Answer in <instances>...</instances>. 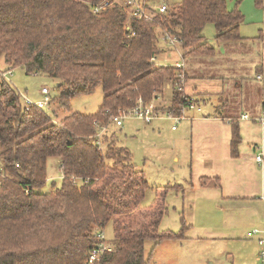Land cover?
Segmentation results:
<instances>
[{"label":"trees","instance_id":"1","mask_svg":"<svg viewBox=\"0 0 264 264\" xmlns=\"http://www.w3.org/2000/svg\"><path fill=\"white\" fill-rule=\"evenodd\" d=\"M137 1L147 17L131 16L114 0H0V57L12 70L56 79L60 111L69 114L56 120L51 100L47 107L27 104L0 72V264H86L104 242L111 251L102 264H149L148 241L155 250L186 239L184 217L178 233L160 231L168 192L183 186L159 187L145 206V171L117 144L112 119L139 100L151 106L168 86L170 104L155 110L183 117L197 103L183 90L194 71L161 64L158 56L175 39L185 60L209 59L221 46L242 40L244 17L229 10L227 0L166 3L165 14L156 10L161 0ZM209 24L216 31L212 43L203 34ZM98 88L104 97L96 113L71 110L72 99ZM235 123L233 157L241 142ZM51 159L59 161L62 178L47 190ZM109 225L114 236L103 240Z\"/></svg>","mask_w":264,"mask_h":264},{"label":"rangeland","instance_id":"2","mask_svg":"<svg viewBox=\"0 0 264 264\" xmlns=\"http://www.w3.org/2000/svg\"><path fill=\"white\" fill-rule=\"evenodd\" d=\"M161 1L170 5L181 2V0ZM157 5L159 6V4ZM246 5L263 17L264 0L262 3H258L257 0H249ZM203 34L208 39L207 41L214 42L216 31L213 25L209 24ZM175 44L177 43L175 42ZM233 52H238V54L232 56L230 61L223 60L222 63L216 61V63L211 64V59H207V70L203 73L207 79L199 84L201 89L214 83L219 85L221 88L220 96L216 95L213 98L210 93H207L208 89L196 92L197 103L202 106L205 102V106H203L205 113H209L211 116L215 115L214 118L228 114L232 118H238L244 109L243 95L246 104L249 105L250 91L246 93L243 88L250 85V82H253V85L257 84L251 68H236L239 66L235 57L241 55L239 45L235 43L227 45L224 53L231 54ZM177 59L182 61L177 51L173 49L169 58L162 59V64L174 65ZM0 72L7 74L6 77L22 93L24 100L29 99L33 103L46 100L43 89L47 88L50 91L49 100L52 102L49 103V108L53 112L54 118L61 120L69 115L60 111L59 92L57 90L59 82L56 79L44 74L30 75L24 68L12 70L4 57H0ZM253 77L254 80H251ZM187 82H183L185 93ZM238 83L239 86H237ZM168 96L159 98L157 102H152L151 107L158 109L168 106L171 100ZM103 97L101 88L96 89L92 94L76 96L71 100V110L83 114H94L102 104ZM259 97L260 93L255 92L252 100L256 102ZM219 106H224V108H219ZM247 112L251 116L260 114L254 110ZM156 113L158 112L156 111ZM158 114L161 118L153 121V124H146L136 118H128L124 121L123 127L112 126L113 132L117 133V144L127 148L132 153L134 162L146 173L150 190L144 202L145 206H149L153 202L155 190L159 187L163 188L167 185L174 187L173 185L177 184L183 186V190L179 192L176 190L168 192L166 203L169 212L161 223L160 231L178 233L182 227L180 219L184 217L186 225L189 227L186 239L183 241H165L155 250H153L154 242L148 241L146 243L147 258L153 251L149 264H226L228 261L234 264H254L255 256L257 264H260L258 263V255L261 247L258 245L257 250L254 245L252 254L250 253L251 250L245 248L244 238L247 237L245 224L236 227L237 232H234L236 234L234 239L212 241L210 239L214 238H204L206 234L215 233V229L218 231L225 230V223L227 224V233L231 234L235 223L229 218L224 220L222 219L223 216H218L219 211L214 208L212 201L197 198V191L201 189V183L206 184V181L199 180L201 175H208L205 173L212 171L211 157L206 161V156L216 152L215 147L220 140L219 134H222L221 138L223 137L222 127L214 128L212 123L198 125L194 123L192 130L187 131L189 134L183 139H179L177 134L183 131V123L176 124V128L179 127L178 132H172L174 120H169L162 111ZM214 136L215 138L212 139ZM58 163L57 159H51L48 163L47 190L53 181L61 182L62 175ZM200 191L204 195L205 192ZM205 197L211 198L212 195L208 193ZM105 236L109 240L113 238L112 225L107 227ZM246 240L251 242L247 238Z\"/></svg>","mask_w":264,"mask_h":264},{"label":"crops","instance_id":"3","mask_svg":"<svg viewBox=\"0 0 264 264\" xmlns=\"http://www.w3.org/2000/svg\"><path fill=\"white\" fill-rule=\"evenodd\" d=\"M247 1L249 0H227V7L229 10L238 9L244 17L240 26L242 40L235 43L241 48V55L235 58L239 66L236 68H251L252 75L255 76L257 80V84L253 85V82H250V85L243 88V91L246 93L250 91L249 105L246 104L243 95L242 103L244 109L238 116V119L232 118L230 114L214 118L215 115L211 116L209 113H205V108L203 107L205 106V102L202 106L195 103V109L189 108L185 111L180 121V123H183L184 128L183 131L179 132L177 135L179 139H183L184 136L186 137L189 134L187 131L192 130L191 128H193L194 123H196V125L212 123L214 124V128L218 126L222 127L223 137L221 138L222 134H219L220 140L215 147L216 152H212V154L206 156V161L211 157L212 171H207L205 174L208 175L203 174L199 179L206 181V184L201 183L200 185V190H203L205 193L203 195V193L198 190L197 198L212 201L215 204H213L214 208L219 211L218 216H223L222 219L224 220L225 218H229L235 223L234 227H232L231 234L227 233V224L225 223V230L218 231L215 229V233L206 234L204 238H214L210 239L212 241L234 239L236 238V234H234V232H237L236 227L240 224H245L247 231L246 238L251 241L249 243L246 238H244L245 248L251 250L250 253L252 254L255 246L258 250L260 241L264 240V125L255 121V118L260 117L261 113L264 111V14L263 17H261L258 13H255L256 11L251 10L246 5ZM227 45L228 44H225L220 48L218 46L219 49L216 54L209 58L211 59V64L216 63V61L218 63L224 62L223 60L230 61L232 56H237L235 54H238V52H233L231 54L224 53ZM173 49L177 51L180 60H182L179 61V59H177L174 66L178 67V65H180V68L183 67L187 70L191 68L194 71L192 78L187 82L186 94L191 96L195 101L197 100L196 92L201 90L205 91L208 89L207 93H210L213 98H215L216 95L220 96L221 88L219 85H215V83L206 86L204 89L200 88L199 84L207 79L205 74H203L204 71L207 70V59H198L194 61L185 60L183 57V50H181L178 44H175L171 45V48L164 47L165 51L158 56L157 62L162 64V59L169 58ZM191 64L193 66L190 67ZM218 66L222 67L221 65ZM251 80H254V77ZM237 86H239V83ZM169 89L170 87H167L165 97L169 95L168 98H171V91ZM255 92L260 93V97L256 102L252 100L253 93ZM158 99L159 98L154 102H157ZM42 101H39V103ZM221 107L222 106H219V108ZM222 108H224V106ZM251 110L260 114L251 116L247 112ZM244 115H249L250 120H244L242 118ZM234 121L237 122L235 124L238 125L241 138V142L237 149V157H233L231 154ZM173 127H176L174 121L172 123V132L179 131V127L176 128V130H173ZM214 138L215 136L212 139ZM258 157H261L260 162L257 161ZM178 185L179 184L173 186ZM208 193L212 195L211 198L205 197ZM255 230L260 233L250 237L249 235ZM226 264L234 263L228 261ZM254 264H257L256 256Z\"/></svg>","mask_w":264,"mask_h":264},{"label":"built area","instance_id":"4","mask_svg":"<svg viewBox=\"0 0 264 264\" xmlns=\"http://www.w3.org/2000/svg\"><path fill=\"white\" fill-rule=\"evenodd\" d=\"M118 5L123 6L127 12L133 16V17H138V18H142V17H147L148 16V12L143 8L142 5H140V3L137 0H114ZM106 7L103 6V8ZM102 8H95L94 13L98 14L100 12ZM169 7L166 3H162L160 4V6L156 7V10L160 13V14H165L168 11ZM127 30L131 33V35H134V33L131 31V26L130 23L127 24ZM172 44L175 45V42H177L175 39H171ZM178 67L180 68L181 66L178 65ZM43 94L46 96V100L40 102V103H35L36 105H38L39 107H47L49 104V95H50V91L47 88L43 89ZM27 104H32L33 102L29 99L26 100ZM152 106V105H151ZM151 106H147L145 107V104L142 100H139V104L136 108L134 109H130V110H123L121 111L117 116H114V118L112 119V124L116 127H123L124 125V121L128 118H136L138 120L144 121L147 124H151L153 121L160 119V114L156 113V110L154 107ZM196 105L195 103L191 104V106L189 107L190 109H195ZM168 119H173L174 122L176 124H178L183 117L181 118H174V117H167ZM244 120H250V116L249 115H244L242 117ZM255 121L260 122L261 124L264 125V111L261 113L260 117L255 118ZM107 129H102L100 130V132L97 134V138L98 140H100V138L103 137V135L105 134V131ZM173 130H176V127H173ZM99 144H101V142L99 141ZM257 161H261V157L257 158ZM260 232L255 230L252 232V234H250L249 236H253L256 234H259ZM101 239L105 240L106 236L105 234H102L100 236ZM260 247L261 250L259 252L258 255V261L260 264H264V240L260 241ZM111 251V245L108 242H104L102 244H100L99 246H96L95 248H93L88 257H87V262L86 264H102V260L104 255L107 252Z\"/></svg>","mask_w":264,"mask_h":264}]
</instances>
